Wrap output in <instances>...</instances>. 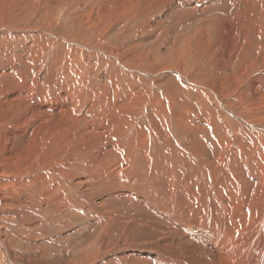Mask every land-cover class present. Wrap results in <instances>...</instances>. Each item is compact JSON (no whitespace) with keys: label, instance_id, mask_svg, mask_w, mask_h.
Returning a JSON list of instances; mask_svg holds the SVG:
<instances>
[{"label":"bare ground","instance_id":"1","mask_svg":"<svg viewBox=\"0 0 264 264\" xmlns=\"http://www.w3.org/2000/svg\"><path fill=\"white\" fill-rule=\"evenodd\" d=\"M90 1L0 0V264H264V0Z\"/></svg>","mask_w":264,"mask_h":264},{"label":"rangeland","instance_id":"2","mask_svg":"<svg viewBox=\"0 0 264 264\" xmlns=\"http://www.w3.org/2000/svg\"><path fill=\"white\" fill-rule=\"evenodd\" d=\"M76 4L77 5H74V6L70 7V9H72L73 7H74V9H73V11H70L71 12L70 15H67V17H66V20H69L68 22H73V19L75 20V18H77V14H78L79 11L80 12H86V10H84V8H83L84 5H82L83 4L82 2L81 3H76ZM87 4H91V1L87 0ZM52 5H54V4H52ZM69 5H70V3H69ZM78 7H80V8H78ZM67 8H68V6H66L63 10L67 11L68 10ZM157 264H167V263L165 261H160V262H157Z\"/></svg>","mask_w":264,"mask_h":264}]
</instances>
